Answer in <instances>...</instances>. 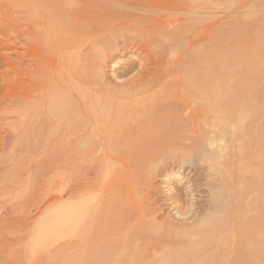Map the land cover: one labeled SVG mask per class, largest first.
Returning a JSON list of instances; mask_svg holds the SVG:
<instances>
[{
	"label": "bare ground",
	"instance_id": "6f19581e",
	"mask_svg": "<svg viewBox=\"0 0 264 264\" xmlns=\"http://www.w3.org/2000/svg\"><path fill=\"white\" fill-rule=\"evenodd\" d=\"M15 1L11 112L26 147L65 151L59 213L74 264H264V82L240 67L218 73L213 55L264 11L219 15L213 0ZM127 56L114 76H132L113 81L107 67Z\"/></svg>",
	"mask_w": 264,
	"mask_h": 264
},
{
	"label": "rangeland",
	"instance_id": "374dc122",
	"mask_svg": "<svg viewBox=\"0 0 264 264\" xmlns=\"http://www.w3.org/2000/svg\"><path fill=\"white\" fill-rule=\"evenodd\" d=\"M212 6L219 15L226 13L235 16L258 9L264 11V0H213ZM230 19L218 21L224 24L231 22L227 21ZM256 21L247 24L249 29L238 30V35V31L234 32L235 35L231 36L235 43L232 41V45L229 39L230 42L223 40L227 47L221 43L215 46V66L225 68L234 65L233 69L232 66L226 70L217 68L218 73L219 70L227 72L228 69L237 73L239 69L235 67H240L245 70L241 69V73L245 74V80L249 83L264 82V17ZM218 26L216 24L217 29ZM220 30H216L217 34ZM20 49L18 4L15 0H0V79L3 77L0 80V213L5 212V264H74L69 246L71 230L68 219L66 214L59 213V210L65 209L68 201L66 192L62 198L60 196V190L66 188L69 179L67 161L62 160H67L66 154H63L65 151L26 147L19 133L20 118L12 113L20 98ZM128 56L120 57L119 63L107 67L113 81L123 82L132 76L133 73L115 77V72L121 70L129 60ZM9 59L15 68L8 63ZM159 182L158 189L162 192L165 183ZM36 205H39V210ZM31 209L33 212L29 215Z\"/></svg>",
	"mask_w": 264,
	"mask_h": 264
}]
</instances>
